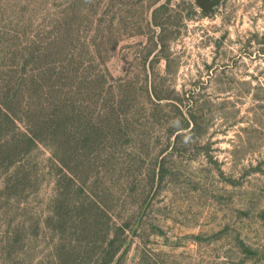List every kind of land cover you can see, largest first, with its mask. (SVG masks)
Instances as JSON below:
<instances>
[{
    "label": "rangeland",
    "instance_id": "374dc122",
    "mask_svg": "<svg viewBox=\"0 0 264 264\" xmlns=\"http://www.w3.org/2000/svg\"><path fill=\"white\" fill-rule=\"evenodd\" d=\"M0 264H264V0H0Z\"/></svg>",
    "mask_w": 264,
    "mask_h": 264
}]
</instances>
